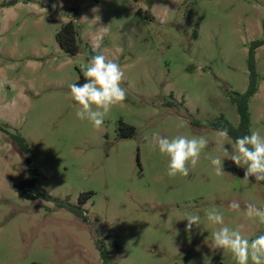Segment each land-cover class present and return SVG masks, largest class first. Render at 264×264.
<instances>
[{"label":"rangeland","instance_id":"1","mask_svg":"<svg viewBox=\"0 0 264 264\" xmlns=\"http://www.w3.org/2000/svg\"><path fill=\"white\" fill-rule=\"evenodd\" d=\"M0 0V128L29 144L25 154L0 129V264H236L211 248L215 207L230 228L249 239L264 224L245 217L248 203L264 206V185L223 158L216 131L224 116L240 124L232 92L249 89L252 43L264 41V0ZM55 5V7H54ZM74 19L82 39L69 56L57 34ZM93 55L118 62L127 98L96 130L76 116L69 84L85 82L81 66ZM259 90L250 101L251 132L264 135V45L256 50ZM136 128L122 138L119 123ZM199 122L202 127H197ZM204 136L209 144L187 177L167 175L168 157L145 137ZM231 152L234 142L223 141ZM35 190L78 205L87 219L18 190L30 174ZM240 203L238 210L228 207ZM188 213L200 228L185 231ZM209 237V238H208Z\"/></svg>","mask_w":264,"mask_h":264},{"label":"clouds","instance_id":"2","mask_svg":"<svg viewBox=\"0 0 264 264\" xmlns=\"http://www.w3.org/2000/svg\"><path fill=\"white\" fill-rule=\"evenodd\" d=\"M55 7V5H54ZM85 82L83 84H69L71 99L75 102L76 116L80 120H87L96 130H100L105 123V117L113 107L121 104L127 98V89L122 86L125 74L120 64L107 58L103 54L93 55L85 65L81 66ZM217 141L221 144L223 158H211L214 172L217 176L226 175L223 170L224 159L231 160L237 167L245 169L243 181L249 183L254 177L256 182L264 181V135L259 131L237 137L234 148L229 152L223 141L229 139L227 128L216 130ZM150 146L163 156L168 157L167 175L187 177L194 169L201 157V153L208 147L209 141L204 136L191 138L178 135L173 138L153 133L145 137ZM233 210L240 209L238 202L228 205ZM244 215L249 220H258L264 224V206L248 203L245 205ZM207 221L217 226L211 232V248L223 250L231 254L236 264H264V234L249 239L243 235L244 225L230 228L225 224L224 215L215 207L206 211ZM185 231L191 232L193 227L200 228L201 216L188 213ZM209 238V237H208Z\"/></svg>","mask_w":264,"mask_h":264},{"label":"trees","instance_id":"3","mask_svg":"<svg viewBox=\"0 0 264 264\" xmlns=\"http://www.w3.org/2000/svg\"><path fill=\"white\" fill-rule=\"evenodd\" d=\"M134 2L138 3L142 0H133ZM19 2V0H13L8 3V5H15ZM57 42L61 49L67 53L69 56H77L80 52L82 39L79 37L78 34V27L77 23L74 19L70 20L66 23L61 31L57 34ZM264 45V41H255L252 43L251 50L249 53V73H250V83L249 89L244 94L234 93L232 92L231 101L237 107V111L240 115V124L238 127L233 126L224 116H221L218 121L210 122L205 124L204 126L211 129L217 130L222 128H227L229 131V137L234 140L237 137L247 135L251 133V113H250V101L251 99L258 93L259 90V82H258V73H257V64H256V50ZM91 56H93V51H91ZM194 125L197 127H202L203 125L199 122H194ZM3 132L9 135V137L19 145L21 150L25 153H29V144L27 143L26 139L11 134L7 130L0 128ZM119 134L122 138H130L136 135V128L125 122L121 121L119 123ZM28 163L30 164V174L24 180L22 186L19 188L18 193L22 198L28 200H35L38 198H43L49 202H55L59 208L67 209L71 213L87 219V210L84 208V205L87 203L88 200L93 196L92 192L84 193L79 198V204L74 205L70 202L63 201L57 198H54L51 195H47L41 193L34 189L38 182V174L35 168L31 165V161L28 158ZM264 185V181L260 182ZM97 247L101 253V257L104 264L108 263V250L106 248L105 242L102 240H98Z\"/></svg>","mask_w":264,"mask_h":264}]
</instances>
